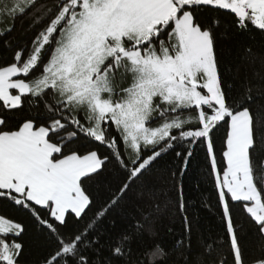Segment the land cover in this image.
<instances>
[{
  "label": "snow or ice",
  "instance_id": "snow-or-ice-1",
  "mask_svg": "<svg viewBox=\"0 0 264 264\" xmlns=\"http://www.w3.org/2000/svg\"><path fill=\"white\" fill-rule=\"evenodd\" d=\"M204 8L227 10L234 27L264 33V0H60L52 7L0 0V23L12 21L0 36L25 14L41 25L29 46H18L12 62L0 65V198L27 209L55 238L40 264H199L180 251L191 253L190 238L187 244L178 239L171 251L159 243L133 250L136 233L149 231L151 217L162 210L157 185L146 183L134 194L149 209L136 232L121 233L107 249L92 234L96 220L132 192L154 161L173 151L180 166L172 175L183 174L201 143L234 264H264V257L244 259L229 207V200L241 202L264 237V105L251 107L264 91L254 96L245 86L235 97L226 95L215 47L219 21L201 20ZM244 51L242 60L256 55L251 47ZM222 123L228 130L218 165L212 133ZM81 136L110 155L69 147ZM112 160L126 171L125 182L93 221L65 235L69 214L79 220L93 203L84 182ZM184 222L190 233L186 215ZM23 232L22 223L0 214V264H21Z\"/></svg>",
  "mask_w": 264,
  "mask_h": 264
},
{
  "label": "trees",
  "instance_id": "trees-1",
  "mask_svg": "<svg viewBox=\"0 0 264 264\" xmlns=\"http://www.w3.org/2000/svg\"><path fill=\"white\" fill-rule=\"evenodd\" d=\"M60 0H37L41 4L52 7ZM39 15V13H37ZM200 19L206 24L218 20L219 27L215 32L216 53L221 81L227 96L235 97L245 86L252 88L255 96L257 91H264V33L249 27L240 30L233 25L234 15L227 10L204 8ZM12 23L6 20L0 28ZM41 25L33 26L32 15L25 14L17 17L15 27L7 36H0V65L12 62L14 50L31 44ZM251 47L255 57L242 60L245 49ZM126 81V80H125ZM123 83L126 86L127 82ZM264 105V99L257 100L251 107ZM25 112H16V119L11 124L18 123ZM34 114V112H33ZM185 115H188L186 112ZM155 126V125H153ZM228 125L222 123L213 130L212 140L218 165L222 161V151ZM111 135H116L110 130ZM69 147L84 152L97 150L102 155H110V150L90 138L81 136L74 140ZM180 150V149H178ZM180 161L173 151L163 154L153 162L144 175L133 185L132 192L105 216L96 220L94 237L100 238L101 247L107 249L109 242L121 233L132 235L136 232L134 225L137 221L143 223V217L148 215L147 204L135 197L139 186L144 184L157 185L160 193L161 212L151 217V228L146 233H136L133 250L138 251L144 245L159 243L166 251H171L178 239L185 244L191 241V253L181 249L185 255L191 256L199 264H234L229 237L223 218L222 201L218 196L215 176L210 168V160L203 143L195 149L187 169L183 174L173 176L177 172ZM126 171L115 160L106 164L105 168L90 180L84 182L86 191L92 196V205L85 210V215L77 220L74 214H69L68 224L61 231L72 235L82 230L93 221L98 212L105 207L111 194L126 180ZM184 204L183 211L180 203ZM42 216H47V209L36 206ZM229 207L237 228L238 240L245 260L251 262L264 257V237L260 236L252 218L242 210L241 202L229 200ZM0 214L14 219L24 225L20 242L24 249L21 264H40L55 246V238L43 229L27 209L14 206L11 201L0 198ZM184 215L191 225L190 233L185 231ZM13 237H9L12 239ZM91 238V237H90ZM92 250H89V253ZM182 264V261L179 262Z\"/></svg>",
  "mask_w": 264,
  "mask_h": 264
},
{
  "label": "rangeland",
  "instance_id": "rangeland-1",
  "mask_svg": "<svg viewBox=\"0 0 264 264\" xmlns=\"http://www.w3.org/2000/svg\"><path fill=\"white\" fill-rule=\"evenodd\" d=\"M124 81H125V80H124ZM124 81H123V83H124ZM129 81H130V77H129L128 79H126L125 82H127V84H128ZM127 84H126V86H127Z\"/></svg>",
  "mask_w": 264,
  "mask_h": 264
},
{
  "label": "crops",
  "instance_id": "crops-1",
  "mask_svg": "<svg viewBox=\"0 0 264 264\" xmlns=\"http://www.w3.org/2000/svg\"><path fill=\"white\" fill-rule=\"evenodd\" d=\"M0 25H1V23H0Z\"/></svg>",
  "mask_w": 264,
  "mask_h": 264
}]
</instances>
